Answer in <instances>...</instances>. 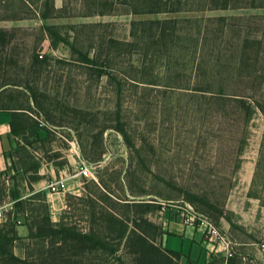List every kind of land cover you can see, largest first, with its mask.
I'll return each mask as SVG.
<instances>
[{"label":"rangeland","instance_id":"obj_1","mask_svg":"<svg viewBox=\"0 0 264 264\" xmlns=\"http://www.w3.org/2000/svg\"><path fill=\"white\" fill-rule=\"evenodd\" d=\"M25 1L26 4L24 0H0V18H12L14 14L31 17L0 21V27L15 30L13 42L6 50L2 52L0 47L6 60L2 75L4 79L46 93L47 104L59 103L62 110L67 109L65 119L74 127L52 130L51 147L63 156L58 162L65 164L56 168L53 162H47L48 158H43L44 174L39 171L47 182L62 171L72 177L64 196L49 197V206L57 219L67 210V195L97 196L100 179H104L122 199L153 204L158 210L144 217L156 226L163 223L164 207L175 214L182 211L179 208L190 205L224 233L233 254L230 257L213 252L209 261H204L206 251L202 248L201 233L195 237L165 235L157 238L158 245L202 264H228L232 257L239 264H264V112L256 109L251 122L245 123L243 112L234 102L216 99L212 94L200 95L191 89L167 87L162 77L166 65H170L166 55L171 51L161 44L138 46L136 37L132 36L136 21L196 19L240 12L134 14L132 4H123L126 0H55L56 8H64L63 16L44 21L40 17L42 3ZM249 13L264 14V10ZM45 25L54 28L71 45L97 58L99 69L110 71L122 82L120 105L115 83L105 75L99 77L98 69L79 63L71 46L52 47V37L44 30ZM195 50V46L187 43L174 49L179 73L189 76L195 68L199 57ZM33 54L47 58L36 70L31 69ZM142 78H158L159 85L135 80ZM79 122L83 125L79 126ZM99 135L104 149L102 161H87L84 154L93 155L90 144ZM35 155L46 157L42 152ZM84 166L91 167L93 178L79 175ZM47 182L35 190L47 192L44 189ZM20 184L26 187L18 174L11 173L6 178L9 188ZM25 193L26 197L32 195L29 190ZM191 195L213 208L193 202ZM58 202L61 207L54 206ZM2 207L4 220H8L15 211L14 202ZM115 211L123 215L125 208L116 205ZM69 216L80 229H86L88 223L81 202H77ZM25 231L22 228L20 235ZM17 245L16 254L21 256L33 248L28 241ZM117 257L127 263L133 259L124 243ZM109 261L104 264L114 263L113 259Z\"/></svg>","mask_w":264,"mask_h":264},{"label":"trees","instance_id":"obj_2","mask_svg":"<svg viewBox=\"0 0 264 264\" xmlns=\"http://www.w3.org/2000/svg\"><path fill=\"white\" fill-rule=\"evenodd\" d=\"M39 1L43 7L41 20L63 16L64 8H56L55 0ZM123 4H132L134 14L240 12L196 19L136 21L133 22L132 36L136 37L138 46L161 44L166 51H171L166 55L170 65H166V73L162 77L167 87L191 89L200 95L212 94L216 99L234 102L243 112L245 123L251 122L256 109L264 112V14L249 13L251 10H264V0H126ZM30 18L29 15L17 17L15 14L12 18L4 17L5 20ZM4 19L0 18V21ZM138 27L142 31L140 36L137 35ZM43 28L52 37V47L60 44L71 46L79 63L98 69L99 77L105 75L113 81L118 103L121 101L122 82L110 71L99 69L97 58L71 45L51 26ZM14 32L0 27L2 52L13 42ZM184 43L195 46V54L199 56L189 76L177 71L179 59L173 54L174 49ZM138 54L141 55V51ZM188 55L189 52L186 53ZM46 60L33 54L31 69L36 70ZM5 63V57L0 52V112L12 113L10 126L13 138V145L5 151L8 166L0 172V207L12 201L15 211L12 217L0 224V264H104L110 263L111 259L113 264H179L183 257L185 264H202L200 260L169 250L163 244L158 245V237L171 234L164 230L163 225L156 226L144 217L158 209L148 202L122 199L104 179H100L101 187L97 186V196L90 193L67 195V210L58 221L52 220L47 192L36 191L33 185L43 179L39 175L43 158H48L47 162H53L56 168L65 164L64 161L58 162L63 156L51 147L53 131L74 127L65 119L67 109L62 110L59 103L47 104L46 93L28 84L4 79ZM135 80L146 85H159L158 78ZM257 98H262V101ZM77 113L82 114L80 110ZM34 114L44 122L34 118ZM117 115L120 122L119 110ZM99 138L100 135L94 137L90 144L93 155L84 154L87 161H102L104 149ZM36 152H42L46 157L39 158ZM11 173L18 174L26 187H21V184L7 187L6 178ZM15 179V176L12 177V180ZM27 190L32 195L26 197ZM191 200L213 208L196 195H191ZM77 202L83 206V215L88 223L86 229H80L69 220ZM116 205L125 208L123 215L115 211ZM169 213L173 212L169 210ZM22 226L27 229L26 236L19 234L18 229ZM25 241L33 248L23 256L16 254L17 244ZM123 243L133 257L130 263L117 257ZM236 259L232 257L227 263L239 264Z\"/></svg>","mask_w":264,"mask_h":264},{"label":"built area","instance_id":"obj_3","mask_svg":"<svg viewBox=\"0 0 264 264\" xmlns=\"http://www.w3.org/2000/svg\"><path fill=\"white\" fill-rule=\"evenodd\" d=\"M79 175L85 178L94 177L90 166L82 167L79 171ZM71 179L72 177L69 174L62 171L58 176L55 175L52 179H50L44 189L47 190V193L50 195L67 192L69 189L68 183ZM2 208L3 207H0V224L7 220H4ZM179 209L182 210L180 213L184 216L185 223L195 226L201 230L208 248L210 247L214 253H225L230 257L232 256L233 253L230 249V242L228 241V238L214 225L212 221H210L205 215L196 212L190 205ZM163 210L165 213L167 208L164 207Z\"/></svg>","mask_w":264,"mask_h":264},{"label":"crops","instance_id":"obj_4","mask_svg":"<svg viewBox=\"0 0 264 264\" xmlns=\"http://www.w3.org/2000/svg\"><path fill=\"white\" fill-rule=\"evenodd\" d=\"M11 120H12L11 112H0V172L5 171L8 166V160L5 157V151L8 150L13 145V138L11 136V126H10ZM44 170L45 168H41L40 170L41 175L44 174ZM54 176L55 174L53 175V177ZM46 182H47L46 178L43 177V179L40 180V182H38L36 185L34 184L33 186L36 190H39V186H41L43 183L45 184ZM65 193L66 192L61 193L60 195L64 196ZM50 196H54V195L48 194V198ZM50 201L51 200L49 198V204L51 203ZM54 206H60V202H58L57 204L54 203ZM52 211L53 210L50 208L52 220L58 221L59 218L57 219L56 214ZM178 213L179 215L176 216L174 213L170 214L169 210L165 212L164 220L162 223L164 230L170 233L171 234L170 236H176V237H185V236L195 237L197 233H201L203 236L202 248L204 251H206V258L204 261H209V259L211 258V255L213 254V251L211 252V250L208 249L205 243V240H204L203 233L197 227L185 223L184 216L180 212ZM22 228H25V227L23 226L19 227L18 229L19 234H21ZM26 235H27V229L24 232L23 236H26ZM182 260L185 261V258L183 257Z\"/></svg>","mask_w":264,"mask_h":264}]
</instances>
